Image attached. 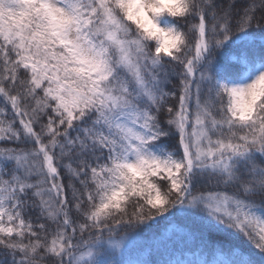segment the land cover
I'll list each match as a JSON object with an SVG mask.
<instances>
[{"label": "snow or ice", "instance_id": "6c2138e0", "mask_svg": "<svg viewBox=\"0 0 264 264\" xmlns=\"http://www.w3.org/2000/svg\"><path fill=\"white\" fill-rule=\"evenodd\" d=\"M0 102V264H264V0H0Z\"/></svg>", "mask_w": 264, "mask_h": 264}, {"label": "trees", "instance_id": "16d2710c", "mask_svg": "<svg viewBox=\"0 0 264 264\" xmlns=\"http://www.w3.org/2000/svg\"><path fill=\"white\" fill-rule=\"evenodd\" d=\"M221 53H223L222 56L218 55V59H226L232 52L231 48H225L223 50H219ZM175 100H170L169 103H175ZM0 106H2V102H0ZM170 144H175V141H170ZM12 145L10 144H0V147H11ZM169 150H174L173 148H169ZM62 176H66V173H64L62 171ZM65 184H68L69 181L67 179L64 180ZM68 195L70 197L71 192L70 190H68ZM128 211L131 213L132 211H134L133 207L131 205H129L128 207ZM165 221L162 218H157L156 221L150 222L149 225H145V226H141L139 229H121L119 235H123L125 231L129 232L130 234L135 231V233L137 234V240H138V245L141 247H144V251H140L139 255L143 256L144 259H149L151 261H156V260H160V259H171L174 258V256L170 255L168 252H165L164 249H160L159 252L154 251V250H150L146 247V245L151 244L152 243V237L154 236L155 233H157L158 231H161L164 227ZM215 239H216V243L218 245L223 243V237H221L219 234H214ZM226 246V245H225ZM243 247H248V245H244ZM191 249V250H189ZM0 252H2V249H0ZM199 254L200 253V249L198 248H192L191 244L189 245V248H185L184 249V255L187 257H192L193 253ZM175 255H180L179 252L175 253Z\"/></svg>", "mask_w": 264, "mask_h": 264}, {"label": "rangeland", "instance_id": "374dc122", "mask_svg": "<svg viewBox=\"0 0 264 264\" xmlns=\"http://www.w3.org/2000/svg\"><path fill=\"white\" fill-rule=\"evenodd\" d=\"M140 251H144V247H141L137 244L134 248L131 249L130 255H132L133 258H135L136 256H140L139 255Z\"/></svg>", "mask_w": 264, "mask_h": 264}]
</instances>
